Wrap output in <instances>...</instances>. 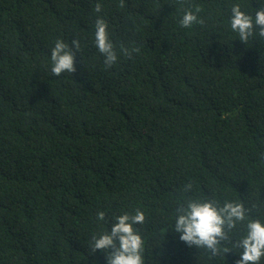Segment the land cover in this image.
I'll return each instance as SVG.
<instances>
[{"label": "trees", "instance_id": "obj_1", "mask_svg": "<svg viewBox=\"0 0 264 264\" xmlns=\"http://www.w3.org/2000/svg\"><path fill=\"white\" fill-rule=\"evenodd\" d=\"M236 3L264 7L0 0V264H107L93 235L137 208L145 264H237L246 221L221 241L227 254L171 229L197 197L264 219V36L231 31ZM186 11L197 16L187 27ZM98 16L119 55L111 66L93 42ZM57 39L74 56L59 76Z\"/></svg>", "mask_w": 264, "mask_h": 264}, {"label": "clouds", "instance_id": "obj_2", "mask_svg": "<svg viewBox=\"0 0 264 264\" xmlns=\"http://www.w3.org/2000/svg\"><path fill=\"white\" fill-rule=\"evenodd\" d=\"M259 3L264 4V0H259ZM95 12H101L100 3H97ZM196 20L193 11H186L181 24L191 26ZM228 24L231 31L242 40H247L253 34L264 36V7L255 8L246 3H236L232 6ZM93 42L108 66L118 61L119 55L111 38L109 24L103 16L95 20ZM50 71L57 76L74 71V56L63 39L55 40L51 47ZM191 187V184L186 185L188 189ZM96 215L100 221L105 218L104 211ZM145 219V212L139 208L134 213L115 215V223L110 228L93 235V251L103 250L107 264H145V241L136 227L144 223ZM245 221L243 235L232 241V250H240L237 264H262L264 219L249 218L242 202L226 201L219 205L212 199H188L176 209L171 229L189 247L195 245L197 248L211 250L212 255L227 254L230 250L222 248L221 241L227 238L229 230Z\"/></svg>", "mask_w": 264, "mask_h": 264}]
</instances>
